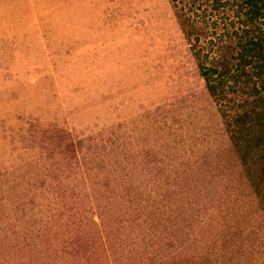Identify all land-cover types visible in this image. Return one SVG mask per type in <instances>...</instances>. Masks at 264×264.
<instances>
[{
  "label": "rangeland",
  "instance_id": "1",
  "mask_svg": "<svg viewBox=\"0 0 264 264\" xmlns=\"http://www.w3.org/2000/svg\"><path fill=\"white\" fill-rule=\"evenodd\" d=\"M114 133L162 145L171 176L208 147L218 161L182 193L158 188L178 209L160 250L116 212L113 264H264V160L236 154L169 1L0 0V172L78 140L91 163V137Z\"/></svg>",
  "mask_w": 264,
  "mask_h": 264
},
{
  "label": "trees",
  "instance_id": "2",
  "mask_svg": "<svg viewBox=\"0 0 264 264\" xmlns=\"http://www.w3.org/2000/svg\"><path fill=\"white\" fill-rule=\"evenodd\" d=\"M168 1L236 154L244 165L264 160V0ZM120 137H91V163L79 156L85 141L78 140L0 172V264H113L116 212L129 234L157 236L144 251L161 249L168 215L178 209H164L158 188L182 193L214 173L218 157L208 147L171 176L155 158L162 145L146 138L127 149Z\"/></svg>",
  "mask_w": 264,
  "mask_h": 264
}]
</instances>
